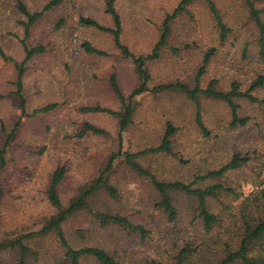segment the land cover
<instances>
[{
    "label": "rangeland",
    "instance_id": "rangeland-1",
    "mask_svg": "<svg viewBox=\"0 0 264 264\" xmlns=\"http://www.w3.org/2000/svg\"><path fill=\"white\" fill-rule=\"evenodd\" d=\"M24 1L31 10H42L50 0ZM180 1L116 0L123 20V42L136 54H150L162 33L164 19ZM213 1L217 13L206 1L194 0L173 20L161 56L147 62L152 73L150 90L137 96L133 122L120 139L116 115L82 110L96 104L120 109L121 102L111 84L113 75L127 95L142 82L132 58L123 56L112 33L80 21L86 16L113 26L105 1L64 0L32 26L26 42L33 47L44 46L45 50L25 64L24 111L15 92L16 63L26 55L22 42V21L26 17L17 10V0H0V44L13 58L7 61L0 56V147L17 126L0 175L1 238L39 231L57 212L48 199L51 176L57 168H66L59 193L67 205L96 183L113 156V167L105 176L117 195L99 188L90 198V210L79 211L63 223L72 247L103 248L120 264H151L153 260L179 264V255L186 248L192 251L184 264H218L230 249H238L244 236V214L255 211V215L264 216L259 195L264 188V88L255 91L263 102L236 98L240 115L250 118L241 127L231 126L227 103L201 95V114L209 135L198 125V105L193 99L179 89L158 88L175 82L206 87L215 81L216 88L227 91L237 81L246 90L259 74H264L260 31L247 1ZM252 1L256 7H264V0ZM62 17L65 22L59 27L56 20ZM262 17L264 20V13ZM220 22L229 28L225 37ZM84 41L105 54L85 51ZM210 51L213 54L201 72ZM49 104L56 107L34 113ZM84 122L96 124L106 133L80 135ZM169 123L177 129L171 137L170 151L138 156L149 174L136 171L124 153L159 146ZM237 153L248 161L195 185L223 186L206 201L219 218L211 230L198 215V199L183 191L171 193L178 216L169 219L159 205L161 196L151 175L164 181L192 183L196 176L221 168ZM97 211L125 216L142 225L146 233L119 223L104 224L95 215ZM27 238L29 250L25 255L19 247L6 249L0 253V264H71L57 231ZM250 248V255L264 256L263 240L254 241ZM80 263L103 264L93 255L82 256Z\"/></svg>",
    "mask_w": 264,
    "mask_h": 264
},
{
    "label": "trees",
    "instance_id": "trees-1",
    "mask_svg": "<svg viewBox=\"0 0 264 264\" xmlns=\"http://www.w3.org/2000/svg\"><path fill=\"white\" fill-rule=\"evenodd\" d=\"M106 4V12L110 14L113 26H105L101 24L98 20L92 17L81 16L80 21L84 25L97 27L101 30L109 31L113 35V39L115 45L124 57L132 58L133 62L136 66V71L140 76L141 83L138 87H136L130 94H125L120 87L119 81L116 75H113L111 78L112 88L117 94L121 107L118 110H114L110 107L102 106L101 104H96L95 106H84L82 107L83 111L87 112H107L117 116L119 120V135L120 139L123 137V132H125L131 123L133 122V116L136 111V101L137 96L143 94L150 90V83L152 78V73L150 68L148 67L147 62L149 60L158 59L161 56V52L163 48L168 44V39L172 32V24L173 20L178 16V14L182 13L186 10V6L190 4L194 0H181L178 7L174 9V11L170 14H167L166 18L163 21L162 33L158 42L155 44L152 52L148 55L136 54L134 53L129 45L125 44L122 39V30H123V20L116 6V0H104ZM206 1L213 12L217 13V9L213 0H204ZM250 9V13L255 21L256 26L260 31L259 41L262 46V53L264 54V20L262 14L264 13V7L258 8L253 3L252 0H246ZM64 0H50L42 10H31L30 7L24 0H17L16 8L17 10L26 17V20L22 21V25L25 30V37L23 38V46L26 52L25 58L21 63H16V68L18 71L17 80H16V94L19 96L21 100V106L24 111H26V96L24 90V75H25V64L31 58H33L36 54L41 53L45 50L44 46H30L26 40L31 35L32 26L39 21L47 11H51L63 3ZM64 18H59L56 20V24L60 27L64 24ZM220 26L222 28V37L227 35V30L229 28L220 22ZM82 47L87 52H94L97 54H105L104 51L96 48L91 42L84 41L82 43ZM213 54L212 51L208 52L206 57L204 58V66L202 67L201 72L203 71L206 64L209 63V58ZM0 56L4 60H13L11 56H9L3 47L0 44ZM159 89H179L184 91L191 99H193L197 105V122L200 128L205 132V134L209 135V131L206 128L202 114H201V105L199 102V98L201 95H205L207 97H211L217 100H221L230 107L232 120L230 122L233 127H241L246 126L249 122L250 118L247 116H241L239 113V104L236 102V98H245L251 102H261L262 99L259 98L255 91L259 88H264V74H259L251 83L248 89H241L240 85L237 81H233L231 88L227 91L219 90L215 87V81L210 82L206 87H201L199 83L196 84L195 87H190L188 84L184 82H175V83H167L161 84L158 86ZM264 101V100H263ZM262 101V102H263ZM55 104H49L45 107L38 108L34 111L37 113L39 111H45L55 108ZM82 131L80 135H85L89 132H93L96 134H105L106 131L93 124L91 122H84L82 125ZM17 126L7 134L6 140L4 144L0 147V175L2 169L7 164V151L9 146L14 140L16 134ZM177 131V129L171 124H168V128L163 137L162 144L157 147H151L145 149L140 152L131 153L125 152L126 160L133 166V168L140 172L149 174V172L138 162L136 159L138 156L142 154H146L149 152H158V151H170L171 137ZM119 153H122L120 150ZM115 159L112 156L108 163L106 170L97 178L96 183L83 189L77 196L73 197L70 202L65 205L61 199L59 193V185L64 179L66 175V168L64 166L57 168L51 176V180L48 188V199L50 202L57 208V212L51 216L47 223L42 227L41 230L31 232L28 234H24L18 237L3 239L0 236V253L5 251L6 249L19 247L22 255L29 250V246H27L25 240L27 237L34 236L36 234H46L52 230H55L59 233V238L64 246L67 247V255L71 259V264H81L80 259L84 255H93L103 264H120L113 255H111L108 251L100 247H82V248H74L72 247L64 234L62 229L63 223L72 215L76 214L82 210H90V198L93 197L96 191L99 188L107 189L113 196L117 195V191L115 187L109 185L107 183V176L105 174L111 170L113 167ZM248 161V157L242 156L240 153H237L233 156L232 160L221 168L217 170H212L205 175L196 176V179L192 183H185L183 181H164L159 180L154 175H151L153 184L155 185L157 191L160 193L161 200L159 205L164 208V210L168 213L170 220H175L178 216V210L176 205L174 204L173 196L171 193L173 191H183L189 195L195 196L199 201V216L202 217L204 226L207 230H211L215 224L219 222V218L213 212H211L207 205L206 201L208 197H213L217 193L221 191L223 186L221 184H211L205 187L195 186L200 181H205L210 176H221L227 170L236 169L241 167L243 163ZM3 195V189L0 185V199ZM259 195L261 196V200L264 204V188L259 191ZM101 222L106 223H119L125 228H129L132 230L138 229L139 231L146 233L145 228L140 224H134L127 217L121 215L108 214L106 212L97 211L95 214ZM244 236L241 238L240 245L237 250H229L228 254L220 260L218 264H233L236 261H241L243 264H264V256L262 254L258 255H250V246L254 241L263 240L264 241V216H258L252 214L251 212L248 214H244ZM0 235H1V219H0ZM191 249L186 248L183 249L179 255V264H184L186 258L191 255ZM151 264H159L155 260L151 262Z\"/></svg>",
    "mask_w": 264,
    "mask_h": 264
}]
</instances>
